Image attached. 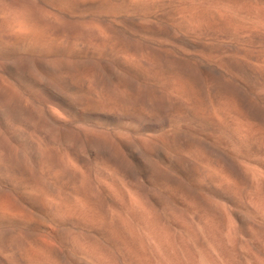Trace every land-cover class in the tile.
Returning <instances> with one entry per match:
<instances>
[{"label":"bare ground","instance_id":"1","mask_svg":"<svg viewBox=\"0 0 264 264\" xmlns=\"http://www.w3.org/2000/svg\"><path fill=\"white\" fill-rule=\"evenodd\" d=\"M0 264H264V0H0Z\"/></svg>","mask_w":264,"mask_h":264}]
</instances>
